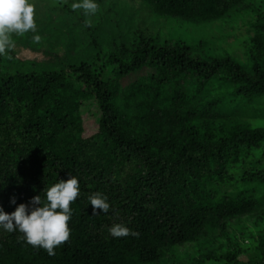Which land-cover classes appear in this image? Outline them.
Here are the masks:
<instances>
[{
  "label": "trees",
  "instance_id": "16d2710c",
  "mask_svg": "<svg viewBox=\"0 0 264 264\" xmlns=\"http://www.w3.org/2000/svg\"><path fill=\"white\" fill-rule=\"evenodd\" d=\"M143 1L158 14L200 23L236 15L246 0ZM253 8L237 18L253 33L249 68L141 34L107 47L92 39L90 59L64 69L8 70L0 57V207L11 213L70 175L79 185L69 238L55 254L0 230V264H153L252 209L250 201L214 193L239 172L249 183L264 180V160L251 168L257 162L244 159L264 147V128L230 123L231 113L209 115L194 100L225 86L264 96V11ZM143 67L157 73L122 90L120 78ZM87 98L97 102L100 119L98 135L85 138L72 130ZM95 192L107 197L108 213L92 215L88 196ZM117 223L138 235L109 236Z\"/></svg>",
  "mask_w": 264,
  "mask_h": 264
},
{
  "label": "rangeland",
  "instance_id": "374dc122",
  "mask_svg": "<svg viewBox=\"0 0 264 264\" xmlns=\"http://www.w3.org/2000/svg\"><path fill=\"white\" fill-rule=\"evenodd\" d=\"M29 2L34 6L36 34L41 39L39 43H33L31 32L20 37L13 36L14 48L5 56H0L5 59L8 70L14 65L28 71L52 67L64 69L68 64L90 59L92 39L107 47L126 41L129 43L140 34L159 42L181 40L194 53L207 59L230 57L249 68L250 62L245 54L251 46L249 38L253 33H247L246 27H239L237 18L248 5L256 11H264V0H246L238 7L236 15L231 13L230 16L199 23L158 14L143 0H96L97 12L87 18L90 23L85 25L86 17L82 10L73 11L70 8L73 0ZM199 41H203L200 48L195 46ZM156 73L154 68L143 67L120 78V87L126 89L141 77ZM216 90L195 98L199 111L224 117L231 113L235 117L228 121L230 123H247L252 128H264V96L240 95L231 86ZM120 103L126 109L132 106ZM78 114L81 120L78 128L72 130L73 135L77 136L81 131L85 138L98 135L100 112L97 102L93 98L82 100ZM244 159L257 162L251 168L262 167L264 147L248 151ZM235 175L214 195L236 196L239 200L250 201L252 209L247 207L236 218L227 219L222 229L166 250L153 264H260L264 259V180L249 183L241 179L240 172Z\"/></svg>",
  "mask_w": 264,
  "mask_h": 264
},
{
  "label": "clouds",
  "instance_id": "9594fccd",
  "mask_svg": "<svg viewBox=\"0 0 264 264\" xmlns=\"http://www.w3.org/2000/svg\"><path fill=\"white\" fill-rule=\"evenodd\" d=\"M73 11L82 10L86 17L84 23L88 25V17L94 16L98 4L96 0H73L70 4ZM34 6L29 0H0V56L14 48L13 36H24L33 33L31 41L39 43L41 37L36 34ZM79 194L78 180L70 175L67 180L45 187L43 197L33 196L26 205L21 203L11 213H6L0 207V230L17 232L28 245L42 248L49 256L54 255V249L66 242L70 235L68 221L72 210L70 203ZM11 203L15 204L12 199ZM88 205L92 206V215L109 212L107 197L99 192L88 196ZM113 238L138 235L123 224H113L107 229Z\"/></svg>",
  "mask_w": 264,
  "mask_h": 264
}]
</instances>
